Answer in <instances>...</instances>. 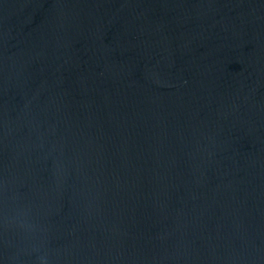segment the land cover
<instances>
[{"label":"water","instance_id":"1","mask_svg":"<svg viewBox=\"0 0 264 264\" xmlns=\"http://www.w3.org/2000/svg\"><path fill=\"white\" fill-rule=\"evenodd\" d=\"M0 264H264V0H0Z\"/></svg>","mask_w":264,"mask_h":264}]
</instances>
